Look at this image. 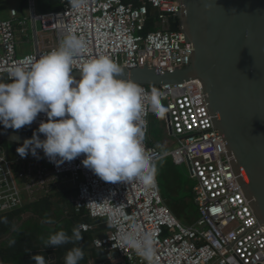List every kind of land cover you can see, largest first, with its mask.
Returning a JSON list of instances; mask_svg holds the SVG:
<instances>
[{
	"label": "built area",
	"instance_id": "2783aa9c",
	"mask_svg": "<svg viewBox=\"0 0 264 264\" xmlns=\"http://www.w3.org/2000/svg\"><path fill=\"white\" fill-rule=\"evenodd\" d=\"M62 6L59 11L39 14L35 0H29L35 45L30 53H19V48L26 51L25 43L30 40L26 17L12 9L9 18L0 20V82H11L10 69H27L35 59L58 48L70 34L86 44L85 51L74 58V69L101 55L109 56L120 68H149L164 73L185 69L192 61L193 44L170 25V18L178 17L182 10L177 0H83L79 8L62 0ZM152 16L161 22V29L144 34ZM39 24L44 33L52 34V39L41 40ZM141 86L159 91L167 109L166 129L180 143L169 154L151 145L147 137L154 113L146 109L143 146L156 167L167 157H172L175 164L190 163L199 213L195 225L182 224L166 205L157 173L153 185L147 188L135 180L110 183L82 165L83 154L57 166L42 150H37L39 158L31 152L21 157L17 149L23 145L7 148L1 143L0 216L22 208L27 198L45 193L52 179H69L77 190L72 200L76 212L86 210L93 220L82 224L80 230L90 233L101 225L105 227L103 235L91 243V249L99 255L87 264H148L124 243L126 235L151 237V264H264V224L234 172L201 81ZM41 120H47L43 113L21 129L34 131Z\"/></svg>",
	"mask_w": 264,
	"mask_h": 264
},
{
	"label": "clouds",
	"instance_id": "9594fccd",
	"mask_svg": "<svg viewBox=\"0 0 264 264\" xmlns=\"http://www.w3.org/2000/svg\"><path fill=\"white\" fill-rule=\"evenodd\" d=\"M82 2L69 0L73 8H79ZM85 49V42L70 34L27 69H10L11 82H0V125L19 130L43 113L47 120H41L32 138L17 149L21 157L31 152L39 158L37 150H42L49 162L59 166L83 154L82 165L105 182L135 180L150 187L156 166L143 146V114L150 109L157 118H164L167 109L161 95L156 88L148 91L131 79L119 78L121 68L106 55L74 69V58ZM73 70H79V80L71 75ZM80 240V229L74 227L71 236L64 230L50 234L44 247ZM124 243L151 264L154 248L150 236L138 239L126 235ZM83 258L82 248L74 246L66 253L64 264H79ZM31 259L35 264H52L40 254Z\"/></svg>",
	"mask_w": 264,
	"mask_h": 264
},
{
	"label": "water",
	"instance_id": "95a60500",
	"mask_svg": "<svg viewBox=\"0 0 264 264\" xmlns=\"http://www.w3.org/2000/svg\"><path fill=\"white\" fill-rule=\"evenodd\" d=\"M177 1L180 31L194 46L190 65L165 73L122 67L119 78L149 87L201 81L234 172L264 224V0ZM72 75L80 79V72ZM31 138L0 126L2 141Z\"/></svg>",
	"mask_w": 264,
	"mask_h": 264
},
{
	"label": "trees",
	"instance_id": "16d2710c",
	"mask_svg": "<svg viewBox=\"0 0 264 264\" xmlns=\"http://www.w3.org/2000/svg\"><path fill=\"white\" fill-rule=\"evenodd\" d=\"M35 4L39 14H48L63 8L62 0H35ZM28 8L29 0H23L21 9H19L21 17L25 15L24 13ZM180 24L179 17L170 18V25L173 31H180ZM160 29L161 22L152 16L146 25L144 34L155 32ZM156 128L151 118L150 134L153 133ZM13 131L32 136L35 130L19 129ZM165 132L168 133L166 127ZM40 136L43 135L41 134ZM0 143L7 148H13L14 146V143L7 141L0 140ZM149 143L154 145L152 141H149ZM158 148L163 153H167L160 147ZM168 158H171L173 161L172 164L176 165L172 157H167L165 159ZM158 164L156 173L158 171ZM76 195L77 190L75 188L66 186L61 191H57L31 203H27L22 208L1 215L0 254L4 264H35L31 257L37 254L44 255L48 261H50L52 257H55L56 261L52 262V264H64L66 253L74 246L82 248L84 252V258L79 264H87L92 257H97L99 252L91 249V243L96 236L103 235L105 229L104 225H101L98 230L90 233H84L80 230L82 240L78 242L64 244L55 248L44 247V241L50 234L64 230L71 236L74 227H79L80 229L81 225L84 223H93V220L86 210L80 213L76 212L72 201ZM46 220H51L53 222L46 223ZM99 222L100 221H98V223ZM48 228H50V230H48ZM89 252H91V254H89Z\"/></svg>",
	"mask_w": 264,
	"mask_h": 264
},
{
	"label": "rangeland",
	"instance_id": "374dc122",
	"mask_svg": "<svg viewBox=\"0 0 264 264\" xmlns=\"http://www.w3.org/2000/svg\"><path fill=\"white\" fill-rule=\"evenodd\" d=\"M22 4L23 0H0V20L9 18L12 9H17L19 11ZM24 14L25 15L23 17H26L28 21L27 28L30 33V40L25 43V46L22 44L24 49H26L25 52H22L19 48V53L21 54L30 53L35 47L33 38V23L31 19L32 11L30 7ZM39 33L40 38L43 41L52 39V34L44 33L42 31L41 24H39ZM19 38L22 42V37ZM161 102L165 107V100H161ZM152 120L157 128L147 137V140L154 142L155 147H160L165 152H167V154L178 148L180 146L179 141L172 135H168V133L165 132V119H160L153 115ZM172 163V159L168 158L164 159L158 164L157 176L161 186L160 188L162 196L172 213L182 224L187 226L195 225L199 218L198 206L195 202L193 193V188L196 183L191 178L188 163L176 165ZM66 186L75 188L69 179H52L49 182V186L46 188V192L38 194L37 196L33 197L31 201H36L42 197L53 194L57 191H61ZM28 201L30 200L28 199ZM48 230H50V228H48Z\"/></svg>",
	"mask_w": 264,
	"mask_h": 264
},
{
	"label": "crops",
	"instance_id": "0c3cea01",
	"mask_svg": "<svg viewBox=\"0 0 264 264\" xmlns=\"http://www.w3.org/2000/svg\"><path fill=\"white\" fill-rule=\"evenodd\" d=\"M21 42V41H20ZM168 135H169V133H168ZM38 194H36L35 196H37ZM35 196H33V197H35ZM28 199L29 198H27V201L26 202H29V203H31V202H33V201H28ZM31 199H33V198H30L29 200H31ZM165 203H166V201H165ZM27 204V203H26ZM167 205V204H166ZM168 206V205H167ZM89 254H91V252H89Z\"/></svg>",
	"mask_w": 264,
	"mask_h": 264
}]
</instances>
